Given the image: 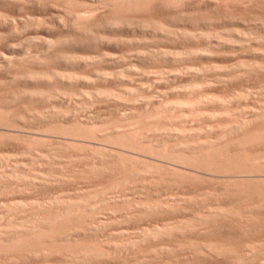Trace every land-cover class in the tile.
I'll return each mask as SVG.
<instances>
[{"label":"rangeland","instance_id":"1","mask_svg":"<svg viewBox=\"0 0 264 264\" xmlns=\"http://www.w3.org/2000/svg\"><path fill=\"white\" fill-rule=\"evenodd\" d=\"M0 264H264V0H0Z\"/></svg>","mask_w":264,"mask_h":264}]
</instances>
